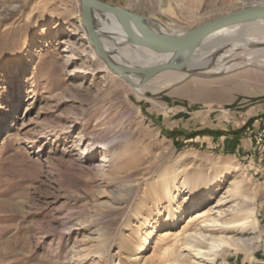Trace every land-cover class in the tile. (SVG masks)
I'll return each instance as SVG.
<instances>
[{
  "label": "rangeland",
  "instance_id": "1",
  "mask_svg": "<svg viewBox=\"0 0 264 264\" xmlns=\"http://www.w3.org/2000/svg\"><path fill=\"white\" fill-rule=\"evenodd\" d=\"M99 1L173 36L264 5ZM198 82L213 84L200 90ZM187 83L185 93L174 94ZM137 88L96 54L80 0H0V264H191L183 231L213 235L209 209L236 182L254 197L260 225L258 233L237 236L261 244L254 252L225 248L215 262H264V170L253 164L264 167V66L201 68L154 93ZM224 168L233 171L221 189L174 227L162 215L153 231L166 205L159 171L179 183L186 174L211 177ZM223 202L241 205L243 197L228 194ZM147 217L148 242L134 261L127 251L147 234L140 232Z\"/></svg>",
  "mask_w": 264,
  "mask_h": 264
},
{
  "label": "bare ground",
  "instance_id": "2",
  "mask_svg": "<svg viewBox=\"0 0 264 264\" xmlns=\"http://www.w3.org/2000/svg\"><path fill=\"white\" fill-rule=\"evenodd\" d=\"M251 7L264 8V5ZM88 26L91 28L90 43L94 46L96 54L106 55L114 68L130 70L146 69L160 64H174L176 66L162 71L150 80L146 74H131L123 69L120 72L115 71L117 75L123 78V81L138 87L137 90L140 91L154 93L173 82L184 79L189 74H199L201 68L233 72L244 66H264V19L246 21L217 30L187 54L183 52H158L130 42L123 32L122 24L108 14L92 10ZM165 30L167 29L160 31L161 33H156L170 36L165 34ZM122 59L125 61H122ZM10 68L12 67L5 66V73L10 72ZM196 84L197 88L201 90L213 83L198 82ZM187 89L188 83L174 94L185 93ZM232 89H238V85H232ZM232 171L233 169L224 168L222 172H213L211 177V174L207 175L205 172L199 171L195 175H184L179 183L172 174L159 171L157 175L158 186L161 188V199L165 200L164 204L166 205L161 211H157V220L155 219V224L152 226L153 231L162 215L165 217L163 224H168L170 227L176 226L184 217L183 214L187 213L197 201L207 195L216 193L213 190L215 187L218 190L221 189L223 186L222 181ZM194 180L198 181L197 184L193 183ZM223 189L225 191L215 205L209 209L213 213V226L211 229L213 235L205 236V233L191 235L184 231L182 233L183 239H185L183 251H188L184 256L189 257L192 261L191 264H216V257L225 248L229 247L251 246L253 252L260 247L261 242L257 237L252 242L253 238L244 240L237 236L249 231L258 233L260 230V225L255 216L254 197L243 195L242 187L237 182L225 186ZM228 194L231 195L234 201H237L239 197H243V203L240 205L237 202L224 208L226 202H223V198ZM158 200H156L155 205H157ZM224 217L225 219H223ZM148 222V217L144 218L143 223L140 225V232L143 231L142 234L147 233L139 241L140 245L135 248L136 244L132 242L127 251L129 256L134 258V261L139 258V251L143 250L148 242L149 232L144 230ZM184 228L186 226L183 227V230ZM167 235L164 234L162 240L168 238ZM139 238L141 239L142 236Z\"/></svg>",
  "mask_w": 264,
  "mask_h": 264
},
{
  "label": "water",
  "instance_id": "3",
  "mask_svg": "<svg viewBox=\"0 0 264 264\" xmlns=\"http://www.w3.org/2000/svg\"><path fill=\"white\" fill-rule=\"evenodd\" d=\"M82 15L88 34H91V28L88 26L90 12L108 14L119 21L123 26V32L130 42L147 47L158 52H183L189 53L197 47L206 37L225 27L243 23L246 21H255L264 19V8L250 7L236 12H231L225 16H220L211 21L200 24L194 29L176 36L158 34L152 31L146 25L147 21L137 15H134L124 9L110 6L99 0H80ZM112 71H121L122 69L131 74H146L150 78L164 70L175 68L174 64H160L146 69H126L114 68L106 55L100 54ZM183 66V65H181ZM180 66V67H181Z\"/></svg>",
  "mask_w": 264,
  "mask_h": 264
},
{
  "label": "crops",
  "instance_id": "4",
  "mask_svg": "<svg viewBox=\"0 0 264 264\" xmlns=\"http://www.w3.org/2000/svg\"><path fill=\"white\" fill-rule=\"evenodd\" d=\"M253 161V160H252ZM254 162V163H253ZM252 163L258 168V169H260V171L262 172V170H264L263 168L264 167H262L261 165H258V163H256L255 161H253ZM258 172L255 170L254 172H253V174H257ZM235 259V261H236V257L234 258ZM235 261H234V264H235ZM245 264V263H244ZM250 264V263H249ZM252 264H264V262L262 261V260H257V259H255L254 260V262L252 263Z\"/></svg>",
  "mask_w": 264,
  "mask_h": 264
}]
</instances>
